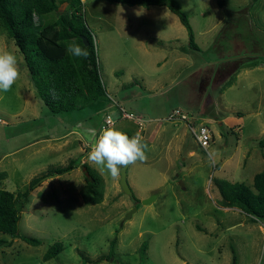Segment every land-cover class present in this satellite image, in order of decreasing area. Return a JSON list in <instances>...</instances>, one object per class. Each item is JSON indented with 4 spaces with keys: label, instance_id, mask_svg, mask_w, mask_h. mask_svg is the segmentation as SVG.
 Wrapping results in <instances>:
<instances>
[{
    "label": "rangeland",
    "instance_id": "1",
    "mask_svg": "<svg viewBox=\"0 0 264 264\" xmlns=\"http://www.w3.org/2000/svg\"><path fill=\"white\" fill-rule=\"evenodd\" d=\"M57 1L65 13L69 1ZM81 1L106 97L80 111L48 110L0 23V52L15 53L20 68L11 90L0 92V173L8 175L0 189L25 192L32 179L47 175L19 226L40 245L15 239L0 248V264H231L233 249L238 264H264V222L222 207L212 183L252 187L264 169V0H226L224 8L216 0H176L197 50L166 7ZM121 109L134 118L122 119ZM175 110L189 121L169 120ZM107 116L149 144L147 161L127 170L137 205L122 192L121 175L112 179L88 161L94 139L81 144L73 132H98ZM201 124L212 132L208 149L189 128ZM71 161L73 171L50 177ZM84 164L104 181L100 204L85 202ZM151 196L155 201L144 205ZM0 240L11 237L0 233ZM56 242L63 252L43 261Z\"/></svg>",
    "mask_w": 264,
    "mask_h": 264
},
{
    "label": "trees",
    "instance_id": "2",
    "mask_svg": "<svg viewBox=\"0 0 264 264\" xmlns=\"http://www.w3.org/2000/svg\"><path fill=\"white\" fill-rule=\"evenodd\" d=\"M65 1H69L70 6L65 13H61L57 0H0V23L23 56L39 99L52 114L80 111L106 97L93 38L83 22L82 1L64 0L61 4ZM107 1L132 7L168 8L188 31L190 47L198 49L189 18L176 0ZM256 1L252 0L253 3ZM216 3L218 7L224 8L226 0H216ZM52 14L56 16L55 20L46 23L45 18ZM73 42L87 48L90 54L86 59L74 57L66 51L68 44ZM74 169L75 162L71 161L67 166L55 169L52 173L59 176ZM83 169L87 173L86 190L89 194L85 200L86 204L102 203L104 181L89 165L84 164ZM45 176L32 179L25 192L12 193L0 189V233L11 237V241L0 240V248L11 246L15 239H21L33 246L40 245V240L22 235L19 226L21 214L25 211L31 192L39 186ZM6 178V172L0 173V181ZM212 183L219 191L222 207L239 209L254 220L264 222V169L255 175L252 187L226 180L214 179ZM146 249V244H143L141 251L145 252ZM63 250V243H54L44 254L43 261L58 257ZM233 254L231 264H238L234 249Z\"/></svg>",
    "mask_w": 264,
    "mask_h": 264
},
{
    "label": "clouds",
    "instance_id": "3",
    "mask_svg": "<svg viewBox=\"0 0 264 264\" xmlns=\"http://www.w3.org/2000/svg\"><path fill=\"white\" fill-rule=\"evenodd\" d=\"M140 15V12H137ZM66 51L77 58H87L89 51L79 44L69 43ZM20 77L19 61L15 53L0 52V92H8ZM94 143L90 145L88 161L112 179L120 177L123 169L147 161V144L141 134L129 136L117 129L114 122L100 130L89 129Z\"/></svg>",
    "mask_w": 264,
    "mask_h": 264
},
{
    "label": "built area",
    "instance_id": "4",
    "mask_svg": "<svg viewBox=\"0 0 264 264\" xmlns=\"http://www.w3.org/2000/svg\"><path fill=\"white\" fill-rule=\"evenodd\" d=\"M121 118L122 119H133L134 117L132 114L126 113L123 109H121ZM169 120L171 121H182V122H188L189 117L183 113L181 110H175L173 113L170 115ZM139 121V119H138ZM112 119L110 116H107L104 120V124L101 129L110 126L112 123ZM0 123L2 121L0 120ZM191 133L194 135L197 144L202 147L203 149H208L209 146L213 142L212 138V132L210 128L206 125H198V129H196L193 125H189Z\"/></svg>",
    "mask_w": 264,
    "mask_h": 264
},
{
    "label": "water",
    "instance_id": "5",
    "mask_svg": "<svg viewBox=\"0 0 264 264\" xmlns=\"http://www.w3.org/2000/svg\"><path fill=\"white\" fill-rule=\"evenodd\" d=\"M60 12H61V8H60ZM85 44L88 45L87 40H85ZM145 143H146V142H145ZM146 144H147V146H149L148 143H146ZM128 167H129V166H128ZM128 167L125 168V169H123L122 172H121L120 187H121V189H122V192H123L125 195H127V196L132 200L133 204H134V205H137V204H138V200H136V198L134 197V194H133V192H132V189L130 188V185H129V183H128V179H127V170H128ZM84 172H85V174H87L86 171H85V169H84ZM55 176H57V175L54 174V175H51L50 177H55ZM43 180H44V179H43ZM180 185H181V187H183V186H184V185H183V182H180ZM155 199H156V196H151L150 198H147V199L143 200V204H144V205L151 204V203H153V202L155 201ZM134 212H136V208L132 209V210L128 213L126 219L131 218Z\"/></svg>",
    "mask_w": 264,
    "mask_h": 264
},
{
    "label": "crops",
    "instance_id": "6",
    "mask_svg": "<svg viewBox=\"0 0 264 264\" xmlns=\"http://www.w3.org/2000/svg\"><path fill=\"white\" fill-rule=\"evenodd\" d=\"M238 74H239L238 76H240L241 75V71ZM102 126H103V124H102ZM102 126H101V128H102ZM101 128L99 129V131L101 130ZM99 131L98 132L96 131L97 135L99 134ZM73 132H75L80 137L81 140H79V142L81 144L83 142H85V144H86V142H89L90 143L93 140L92 135H91L89 129H83V130H80V131L73 130ZM7 177H8V175H7Z\"/></svg>",
    "mask_w": 264,
    "mask_h": 264
}]
</instances>
